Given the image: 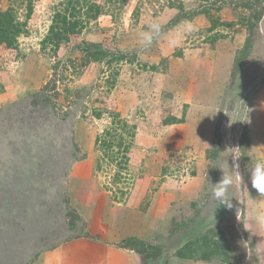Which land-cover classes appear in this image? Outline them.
<instances>
[{
    "label": "rangeland",
    "instance_id": "obj_1",
    "mask_svg": "<svg viewBox=\"0 0 264 264\" xmlns=\"http://www.w3.org/2000/svg\"><path fill=\"white\" fill-rule=\"evenodd\" d=\"M61 1L0 0L26 30L17 60L0 63V264H264L249 168L264 162V11L232 72L242 5L264 0H94L104 13L53 54L40 43ZM152 23L161 35L148 45ZM83 41L105 58L76 49ZM231 149L242 180L228 209L210 183Z\"/></svg>",
    "mask_w": 264,
    "mask_h": 264
},
{
    "label": "trees",
    "instance_id": "obj_2",
    "mask_svg": "<svg viewBox=\"0 0 264 264\" xmlns=\"http://www.w3.org/2000/svg\"><path fill=\"white\" fill-rule=\"evenodd\" d=\"M253 2V1H252ZM179 7H171L175 9L177 15H175L169 22L168 27L174 26L178 24L184 16L180 14V10L182 9V4L179 2ZM261 2H256L255 6L250 5H242L244 10L249 11V16L247 19L243 16L239 21L242 23V27L246 28L248 32V36L245 39V43L243 48L238 51L239 53L236 55L237 58L233 63L232 72L235 73L242 67L245 59L247 58V54L252 45V40L250 34H253V30L256 28V24L262 18L263 9L260 11L259 5ZM257 5V6H256ZM256 9V10H255ZM32 11V6L30 2H27L26 5V16L28 17ZM104 13V9L97 5L94 0H62L61 3L57 6L56 10L51 19V24L48 28V31L45 37L42 39L40 46L43 51H52L53 54H56L62 48H68L71 45H74L80 38V34L83 29H85V24L90 20H96L100 15ZM80 16H84L83 19ZM166 25V26H167ZM25 23L20 22L16 19V15L11 8H7L5 10L0 9V63L4 61H15L20 56L19 46H18V37L24 35L26 30H24ZM76 49L83 52L87 57L92 58L95 61H101L105 58V55L102 51V45L94 44L92 42H84L77 45ZM123 57L120 56L116 59H113L114 62L121 60ZM232 73V76L234 74ZM52 84V82L50 81ZM49 83V84H50ZM45 85L42 88L41 94L43 95L45 102H48L49 97L44 94L46 91H49L48 85ZM51 87H54L51 85ZM106 103H104L105 105ZM101 113L98 115L100 117ZM181 123H183L181 121ZM164 125L174 124V119L171 117L167 119L163 123ZM208 138V137H207ZM205 138L204 141V149L205 154L210 160L217 159V150H219L218 142L216 144L212 143V139ZM163 146H167L169 141L167 137L163 135L162 139ZM120 146V144H119ZM216 147V148H215ZM222 216L221 213H218ZM210 235L206 233L204 238H209ZM130 242L131 239H130ZM192 243L189 241L184 244L180 249L175 252V256L178 258H183L184 253L187 249L190 248ZM3 259H6L5 255H2ZM5 264V263H2Z\"/></svg>",
    "mask_w": 264,
    "mask_h": 264
},
{
    "label": "clouds",
    "instance_id": "obj_3",
    "mask_svg": "<svg viewBox=\"0 0 264 264\" xmlns=\"http://www.w3.org/2000/svg\"><path fill=\"white\" fill-rule=\"evenodd\" d=\"M141 35L143 37V41L148 45H151L153 36L161 35V25L158 23H152L149 26L148 31L141 33ZM231 150H233V154H230L233 156L231 167L227 162V158L222 161V164L227 166L228 172L225 173L224 167H220L219 169L222 172L221 179L215 184L210 183L212 187L211 197L215 205L217 207L224 206L228 209H231L233 207V198L230 196V189L233 187L234 178L237 180H242V176L238 171L239 165L236 162L239 157L234 154L235 149ZM249 168L251 186L261 194V198H264V162L251 163ZM258 219L264 222V215L259 216Z\"/></svg>",
    "mask_w": 264,
    "mask_h": 264
}]
</instances>
